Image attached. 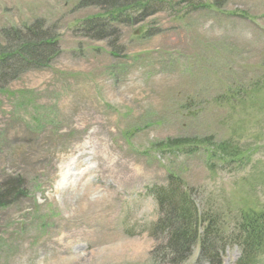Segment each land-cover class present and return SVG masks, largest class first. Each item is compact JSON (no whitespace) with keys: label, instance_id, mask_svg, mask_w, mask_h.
<instances>
[{"label":"rangeland","instance_id":"1","mask_svg":"<svg viewBox=\"0 0 264 264\" xmlns=\"http://www.w3.org/2000/svg\"><path fill=\"white\" fill-rule=\"evenodd\" d=\"M98 2L0 0V35L40 22L57 50L0 90V187L19 179L26 192L0 207V264H152L164 240L149 237L158 218L149 190L170 173L227 220L243 207L264 214L263 104L238 106L231 120L206 105L233 82L228 73L258 72L264 0L181 19L156 12L101 37L86 24L104 13ZM234 129L245 154L233 160L158 146L209 135L218 144ZM198 253L186 264H207ZM239 256L229 246L221 264Z\"/></svg>","mask_w":264,"mask_h":264},{"label":"trees","instance_id":"2","mask_svg":"<svg viewBox=\"0 0 264 264\" xmlns=\"http://www.w3.org/2000/svg\"><path fill=\"white\" fill-rule=\"evenodd\" d=\"M98 1L97 4L102 7L104 13L101 17L87 21L86 24L90 30H99L97 35L101 37L106 28L112 27L114 23L131 25L141 17L143 19L156 12L181 19L200 10L221 11L230 0ZM118 31L114 28L110 32L115 40ZM1 33L0 80H6L0 82V90L6 81L13 78L12 76L28 69L44 68L57 54L54 36L49 35L40 22H34L22 30L11 29ZM257 71L256 68L254 71H246L248 76L240 80L235 79V75L241 76L240 74L228 73L230 75L228 80L233 82L224 81L225 84L216 99L206 105L227 108L231 112L229 120L236 116L238 106L244 109L248 102L252 105H256V102L262 103L264 108V58L257 64ZM195 104L194 101H188L186 108ZM190 114L192 112L187 115ZM232 132L233 135L224 137L218 144L214 142L216 136L209 135L201 138L167 139L164 141L166 147L162 148L163 142L158 146L165 150H183L182 148L200 145L205 148V152L214 149L217 153H213L219 155L221 160H233L245 154L241 146V142L244 143L245 140L242 134L240 137L236 135L235 129ZM21 186H23L21 180L15 179L0 187V207L12 198L24 197L26 192ZM150 193L157 206L158 218L151 226L149 236L155 240L157 238L164 240L163 247L152 250V264H186L197 245L199 249L197 261L207 264H221L222 253L229 246L237 247L240 251L236 264H255L260 257L264 245V214H257L254 209L243 207L239 213L229 216L230 220H227L218 212L220 209L201 203L198 198L201 194L187 186L180 176L172 173L168 175L165 185L153 187Z\"/></svg>","mask_w":264,"mask_h":264}]
</instances>
